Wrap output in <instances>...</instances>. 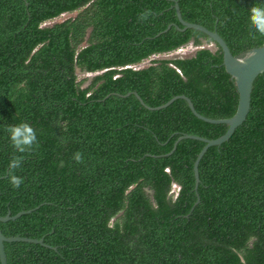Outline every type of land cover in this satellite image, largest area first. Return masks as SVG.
Wrapping results in <instances>:
<instances>
[{
	"label": "trees",
	"instance_id": "obj_1",
	"mask_svg": "<svg viewBox=\"0 0 264 264\" xmlns=\"http://www.w3.org/2000/svg\"><path fill=\"white\" fill-rule=\"evenodd\" d=\"M259 4L178 0L182 19L215 30L234 56L262 44L250 21ZM172 23V0H0V216L38 206L0 230L50 246L4 242L7 264H264V72L245 120L200 158L192 209L204 143L183 138L167 153L180 134L213 139L227 126L183 99L149 110L124 96L154 107L184 94L206 117L234 113L219 46L192 28L161 32ZM21 121L37 138L23 153L7 131Z\"/></svg>",
	"mask_w": 264,
	"mask_h": 264
},
{
	"label": "water",
	"instance_id": "obj_2",
	"mask_svg": "<svg viewBox=\"0 0 264 264\" xmlns=\"http://www.w3.org/2000/svg\"><path fill=\"white\" fill-rule=\"evenodd\" d=\"M172 2H173V8L175 10L176 18L180 23L181 27L175 23H172L169 24L161 32L166 31L167 29L170 28V26H174L177 30H181V31L187 28H192L207 35L211 39L213 44L219 46L222 53V65L225 71L230 75V78L233 80L237 92V104L234 113L227 118L206 117L195 110L190 98L184 94L174 95L171 98H169L166 102L154 107L146 105L136 92H127L124 96L133 94L140 102V104L149 110H158L166 107L175 99H183L186 102L191 113L198 119L208 123H222L227 126L223 134L213 139H208L188 133L180 134L175 140L170 152L167 153V154L171 153L174 150L176 143L183 138L198 139L204 143L200 151L197 153L192 166L193 177H194L193 189L195 191V196H196V200L194 201L191 207L192 209L199 202L197 186L199 183L198 163L200 158L202 157V155L209 146L220 145L222 142L226 141L230 137L234 129L237 126H239L246 118V115L250 107V94H251L253 81L258 74L264 72V34H262V44L260 46L249 49L243 55L234 56L230 52L226 42L215 30H210L198 23L185 21L181 17V13L178 6V0H172ZM37 207L38 206H36L35 208ZM32 209L21 210L13 215L7 213L4 216H0V221L5 222L8 220H15L21 215L31 212ZM18 241L35 243L50 247L48 244L44 243L43 238H30L19 235L5 236L0 230V264H7L6 253L4 250V242H18ZM51 248L55 249V247H51Z\"/></svg>",
	"mask_w": 264,
	"mask_h": 264
},
{
	"label": "clouds",
	"instance_id": "obj_3",
	"mask_svg": "<svg viewBox=\"0 0 264 264\" xmlns=\"http://www.w3.org/2000/svg\"><path fill=\"white\" fill-rule=\"evenodd\" d=\"M151 14V10L146 8L138 14V19L144 21L148 19ZM250 21L257 32L264 34V0H260V4L251 9ZM7 131L9 133L11 145L19 153H23L30 149L37 139L33 127L25 121L9 126ZM74 158L80 160V153L76 152ZM21 159L22 157L13 156L8 163L7 175L11 186L14 188L20 187L23 181L22 176L15 174V170L21 166Z\"/></svg>",
	"mask_w": 264,
	"mask_h": 264
},
{
	"label": "rangeland",
	"instance_id": "obj_4",
	"mask_svg": "<svg viewBox=\"0 0 264 264\" xmlns=\"http://www.w3.org/2000/svg\"><path fill=\"white\" fill-rule=\"evenodd\" d=\"M72 15H74V12L63 13V14H60L59 16H57V17H55L53 19H50V20L46 21L44 24H51L53 22H57V21L63 20L64 18H66L68 16H72ZM186 50L187 49H185V52L183 51L180 54H182V55H189L190 54V51L187 52ZM76 74H77V77L78 78H80L82 76L90 75V74H87V73H81L79 71H77Z\"/></svg>",
	"mask_w": 264,
	"mask_h": 264
},
{
	"label": "built area",
	"instance_id": "obj_5",
	"mask_svg": "<svg viewBox=\"0 0 264 264\" xmlns=\"http://www.w3.org/2000/svg\"><path fill=\"white\" fill-rule=\"evenodd\" d=\"M183 51L185 52V48H183V47H179V48H177V49L173 52V54H180V53H182ZM174 187L177 188L175 185H174Z\"/></svg>",
	"mask_w": 264,
	"mask_h": 264
}]
</instances>
